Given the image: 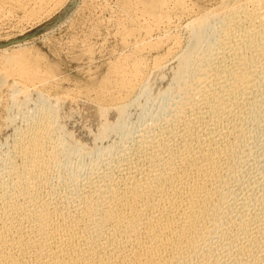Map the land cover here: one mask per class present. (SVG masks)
Returning a JSON list of instances; mask_svg holds the SVG:
<instances>
[{
    "label": "bare ground",
    "instance_id": "obj_1",
    "mask_svg": "<svg viewBox=\"0 0 264 264\" xmlns=\"http://www.w3.org/2000/svg\"><path fill=\"white\" fill-rule=\"evenodd\" d=\"M79 1L0 0V30ZM115 1L101 81L0 49V264H264V0Z\"/></svg>",
    "mask_w": 264,
    "mask_h": 264
},
{
    "label": "rangeland",
    "instance_id": "obj_2",
    "mask_svg": "<svg viewBox=\"0 0 264 264\" xmlns=\"http://www.w3.org/2000/svg\"><path fill=\"white\" fill-rule=\"evenodd\" d=\"M85 1L80 0L73 13L52 23L47 29L31 28L22 23H18L19 26L14 22L10 26L6 25L4 30H0V49L27 43L28 49L36 57H42L46 63L57 67V76L63 90L103 80L109 66L127 51L120 44L115 23L116 1L110 0L108 10L103 7L101 0ZM179 22L175 20L176 26ZM176 26L171 31L173 35L181 32Z\"/></svg>",
    "mask_w": 264,
    "mask_h": 264
}]
</instances>
